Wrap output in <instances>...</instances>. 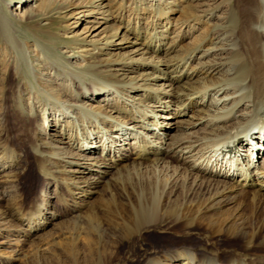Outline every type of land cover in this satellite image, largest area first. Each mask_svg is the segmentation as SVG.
I'll return each instance as SVG.
<instances>
[{
    "label": "bare ground",
    "instance_id": "obj_1",
    "mask_svg": "<svg viewBox=\"0 0 264 264\" xmlns=\"http://www.w3.org/2000/svg\"><path fill=\"white\" fill-rule=\"evenodd\" d=\"M71 1H39L38 7L65 12L73 6ZM79 2L94 19L101 15L105 23L110 22L103 39L79 42L77 49L82 48L83 58L88 59L84 67L50 58L48 43L52 42L42 38L31 16L14 32L16 26L0 11V26L7 47L18 55L16 89L33 92L43 101L42 105L32 102L27 117L42 109L45 121H53L49 126L58 128L50 141L36 143V128L26 135L35 166L47 179L45 186H58L54 195L65 216L75 220V241L79 238L84 245L87 264H102L95 253L106 254L105 264H113V258L119 261L116 244L133 235L144 240L148 232L168 235L173 228L184 237L192 227L214 237L206 245L189 239L154 250L134 264H264V160L252 157L264 148V0H226L233 5L222 24L212 29L201 30L214 12L199 17L189 13L192 20L184 27L201 31L185 49L180 41L168 40L173 25L166 18L175 11L176 2L154 4L148 15L147 7L110 11L104 8V0ZM26 33L36 36L43 65L53 70L55 79L66 73L67 79L37 82L41 90L35 87L30 71L22 65L26 54L20 38ZM119 37L121 47L131 46V56L114 58L112 51L107 52L110 47L121 48L114 44ZM137 54L142 57L136 58ZM152 70L158 72L152 75ZM132 73L137 75L129 76ZM64 87L67 90L62 91ZM60 95L61 104H54ZM92 100L96 104L89 103ZM171 106L175 108L169 112ZM15 110L26 113L20 105ZM191 111L195 114L188 126L199 128L196 139L175 137L164 143L162 121ZM65 141L68 146L62 147ZM191 142L199 143L195 155ZM193 156L191 165L175 164ZM18 163L16 150L6 143L0 146L1 167L13 169ZM92 165L97 169L90 170ZM113 171L117 177L111 183L106 177ZM11 183L15 185V178ZM117 186L125 194L127 189L133 192L124 204L119 205L112 192ZM99 187L110 197L102 208L104 222L95 213L85 218L80 214ZM21 199H13L6 211H0V226L6 219L13 225L15 249L60 216L40 196L26 208ZM232 204L236 210L229 215L223 210ZM215 236L235 248L221 250ZM59 246L76 260L77 243L71 240ZM11 253L6 256L8 264L15 261Z\"/></svg>",
    "mask_w": 264,
    "mask_h": 264
},
{
    "label": "rangeland",
    "instance_id": "obj_2",
    "mask_svg": "<svg viewBox=\"0 0 264 264\" xmlns=\"http://www.w3.org/2000/svg\"><path fill=\"white\" fill-rule=\"evenodd\" d=\"M39 1L43 2L45 0H38V4L35 3V0L29 3H24V0H0V11L5 18L12 21L16 26L12 28L14 32L19 31L20 28L18 26H20V24L22 25L25 19L31 16L34 19V23L38 25L36 28L38 32L42 34V38L52 42L50 44L48 43L50 50L53 51L49 54L50 58H60L64 62H70L71 66L84 67L88 59L87 57L83 58V52H81L82 48L77 49L80 47L79 42L83 40L96 41L98 39H103L110 22L105 23L101 15H96V19H94L88 13L87 9L81 6L79 0H72L73 6L68 8L65 12H57L58 10L45 12L38 7ZM171 1L176 2L178 6H176L175 11L168 14L169 16L166 18L169 19L173 25L171 26L170 33H168V40L172 38L177 42L180 41V46L183 49L191 46L195 37L198 36L201 30L206 27L212 29L217 24H222L224 21L223 19H225L233 5L232 3H226V0H104V8L110 11H118L120 8H125L130 11L138 6L140 8L147 7L145 9L146 11L148 10L146 12L148 15V12L153 8L152 6H154V4L157 5L162 3L164 6L165 4L173 6V2ZM188 6L191 8L188 9ZM208 12H214L213 17L210 19L209 16L206 17L209 20L202 26L203 28H201L200 31H197L196 28L188 30L187 27H184V24L192 20V17L189 19V13H193L195 17H199L208 14ZM142 21L150 22V19H143ZM20 40L26 54L22 65L26 71H30L28 75H30L32 81L35 80L36 83L45 81L61 83L63 77L64 79L69 77L66 73L64 76L60 74L55 79L53 70L50 71L47 66L43 65L44 55L39 50V47L36 46V36L34 37L26 33L21 36ZM119 42L120 37L114 40V44L116 45L119 44ZM120 45L123 44H119L117 47H121ZM122 47L116 50L114 47H110L111 49L109 48L107 52L112 51V53H114V58L131 56V46L124 45ZM152 49L154 50L155 47H152ZM160 56L159 57L163 59L168 58L166 55ZM17 57V53L7 47L0 26V146L6 143L9 147L16 150L19 156V163L17 166L13 167V169L0 166V211H6L13 199L18 197H22L20 201L26 208L35 197L40 196L48 201V209L53 210L55 213L57 212L60 216L54 219L53 222L47 224L44 230L37 235L31 237L24 243L21 242L20 245L22 246L16 249L13 248L15 240H17V237L12 236L13 225L8 219L4 220L5 224L0 226V244H6L0 245V264H8L6 262V256L11 252H13L11 256L15 258V261L11 264H87L88 258L84 245H82L81 241H77L79 238L75 241V232L78 229L75 227L76 224L73 223L75 220L65 216L66 213L61 206V202H58L57 196L54 195V192L58 191V186L52 184L45 186L47 179L38 172L35 166V156L28 142V136L26 135L27 130L37 129L34 137V141L37 143L41 139L43 142L45 140L50 141L49 137L57 135L58 128L53 129L49 126L53 121L50 119L45 121L47 114L45 113L43 115L42 109L32 112L33 114L30 118L27 117L31 114V112H29L31 103L37 102L39 105H42L43 101L36 99L33 92L29 95L26 89H21V91L16 89L18 80L15 77L14 60ZM135 57L141 58L142 55L137 54ZM102 58H106V56H102ZM137 72H139V70ZM157 72V70H152V75ZM136 75L137 73H132L129 76L135 77ZM39 83H37L35 87L41 90ZM65 90H67L66 87H64L62 91ZM109 98H114V95H110ZM136 98H138V96H136ZM61 100V95L55 97L54 104H61ZM89 103L94 105L96 104V100H92ZM106 103H108V101ZM18 105H20L21 109L23 108L26 110L25 114L20 115L18 111L15 110V107ZM174 108V106L167 107V110L172 112ZM105 109L108 111L111 107L106 106ZM194 114L195 113L191 111L188 114L167 118L168 120L162 121L163 123L160 124L159 127L162 132H165L164 143H171L172 140H175V137L184 138L187 136L189 141H194L199 128H190V126H188V123L192 122L189 118ZM184 127H186L185 130ZM157 133L162 134L159 129H157ZM55 137L56 136L52 137V139ZM185 141L187 140L185 139ZM69 144L71 143L69 142ZM193 145H195L193 150L195 155L199 149V143L195 142ZM67 146L68 141H65L62 147ZM261 146H264V142ZM243 152L247 155L246 151ZM255 156L258 158V162H262L264 160V148L260 149L259 154L253 152V161H256ZM196 158L197 157H195V159ZM193 159L194 156L187 157L184 160L180 159L175 164L180 166L182 161H186L188 165H191ZM46 164L49 166L47 162L45 165ZM69 168L70 167H67V169ZM89 169L97 168L92 165ZM115 177H117V174L116 171H113L112 174L107 175L106 180L112 183V179ZM13 178H15V185L11 183ZM101 190L102 187H99L98 192L90 196L87 201V207H84V210L80 213L82 218H85L87 215L90 216L91 213H95L97 217L100 218L101 222L106 220L102 214V208L105 206V202L110 200V197H108L107 192H101ZM112 192L119 205L124 204L126 202V197L132 196L133 194L130 189H127V194H125L122 192L120 186L112 188ZM235 210L236 205L232 204L225 207L223 211L231 215ZM185 232L186 234H184V237H181L183 232L172 228L168 235L155 230L146 233L142 238H145L144 240L140 238L137 239L134 235L129 237V240L123 239L124 241L121 240L115 246L114 251L118 255L119 261L117 258L115 260L113 258V264H134L135 260L137 261L142 257H146V255H150L154 250L161 251L166 247L173 248L179 244L187 243L189 239H192V241L201 240L200 243L206 245L210 243L211 237H214L202 231H197L194 227ZM71 240L77 243L76 260L74 256L72 257V255L63 251L62 247L59 246L60 243H68ZM214 240L221 250H232L235 248L230 242H223L221 236H215ZM248 249L251 248L248 247ZM95 258L96 260L100 259L102 264L106 263V254L100 256L95 253Z\"/></svg>",
    "mask_w": 264,
    "mask_h": 264
}]
</instances>
